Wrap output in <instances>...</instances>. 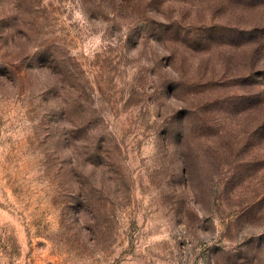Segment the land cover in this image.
Instances as JSON below:
<instances>
[{
	"label": "rangeland",
	"instance_id": "rangeland-1",
	"mask_svg": "<svg viewBox=\"0 0 264 264\" xmlns=\"http://www.w3.org/2000/svg\"><path fill=\"white\" fill-rule=\"evenodd\" d=\"M0 264H264V0H0Z\"/></svg>",
	"mask_w": 264,
	"mask_h": 264
}]
</instances>
